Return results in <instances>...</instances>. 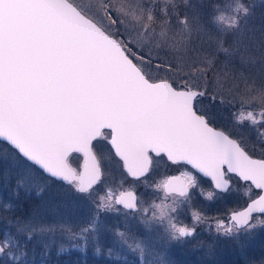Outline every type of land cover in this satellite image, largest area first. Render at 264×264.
<instances>
[{
	"label": "snow or ice",
	"instance_id": "1",
	"mask_svg": "<svg viewBox=\"0 0 264 264\" xmlns=\"http://www.w3.org/2000/svg\"><path fill=\"white\" fill-rule=\"evenodd\" d=\"M253 14L250 0H0V172L40 196L0 233V264H35L28 243L53 237L103 264H169L201 226L237 243L264 230ZM197 195L223 207L209 216Z\"/></svg>",
	"mask_w": 264,
	"mask_h": 264
},
{
	"label": "rangeland",
	"instance_id": "2",
	"mask_svg": "<svg viewBox=\"0 0 264 264\" xmlns=\"http://www.w3.org/2000/svg\"><path fill=\"white\" fill-rule=\"evenodd\" d=\"M250 4L253 7L254 14L248 20L246 31L249 33L254 32L255 38L259 40L262 32H264V0H250ZM227 116V112H222L221 117L223 119L227 120ZM7 173L8 175L5 177L3 172H0V233L8 226L9 220L14 219L17 215L30 212L40 201V196L37 195L35 188L31 191H27L23 187L17 189V172L15 170L8 169ZM41 185L43 186V182H41ZM204 186L207 187V185ZM54 192L55 189H49L48 192L40 195L48 199ZM137 192L146 200L155 198L152 195V189L144 185H139ZM5 204L11 205V210H3L2 206ZM194 207L204 211L209 216H214L218 214V210L223 206L206 202L197 195L194 196ZM188 211L185 209L181 217L186 223L190 222ZM107 220L110 225H121L123 230L125 220L122 213L119 215L115 213L108 214ZM131 223L136 226V221H131ZM49 243L51 247L45 249L42 245L36 244L35 241H30L26 248L28 258L30 260L34 259L35 264H59L60 262L80 264V259L82 260L81 264H103L108 259L106 255H97L90 246L86 249L70 247V243L75 242H69L66 239L61 240L58 237H53ZM62 245L67 249L64 252L60 251ZM211 249L214 252L216 251L217 255L214 258L215 254L212 253ZM253 249H256L255 251L264 250V230H257L251 237H245L240 243H237L226 238L217 239L214 233H209L206 230V226H201L195 239L184 244L174 243L163 250L162 254L169 264H208L207 261H210L209 264H233L239 263L242 259H244L243 264H264V251L263 256L260 255V258L257 259L256 256L259 252L256 253L252 251ZM220 252L232 256H229L228 260L224 262L220 257ZM71 256L73 259L69 262Z\"/></svg>",
	"mask_w": 264,
	"mask_h": 264
},
{
	"label": "trees",
	"instance_id": "3",
	"mask_svg": "<svg viewBox=\"0 0 264 264\" xmlns=\"http://www.w3.org/2000/svg\"><path fill=\"white\" fill-rule=\"evenodd\" d=\"M263 18H264V15H263ZM212 250H213V249H211V251H212ZM255 250H256V249H253L252 251H255ZM263 251H264V250L255 251L256 253L259 252V254L256 256L257 259L260 258L259 256L263 254ZM212 253L215 254V255L213 256V258H214V257L217 255V254H216V251H215V252L212 251ZM217 253H218V252H217ZM252 253H253V252H252ZM226 255H227L226 253H222V252H220V257H221L222 261H224V262H226V261L228 260V257H229V256H232V255H229V254H228L227 256H226ZM68 256H69V255H68ZM81 256H82V254H81ZM262 256H263V255H262ZM262 256H261V257H262ZM72 259H73V258H72V256H71L70 259H69L68 261L71 262ZM193 259L195 260V258H193ZM251 260H253V259H251ZM81 261H82V260L80 259V260H79V263H80V264L82 263ZM192 261H193V260H192ZM233 261H235V260H233ZM253 261H254V260H253ZM209 262H210V261H207L208 264H209ZM243 262H244V259H242V261H240L239 263H233V264H243ZM59 264H64V263L60 262ZM66 264H67V263H66ZM194 264H197V263H194ZM218 264H219V263H218Z\"/></svg>",
	"mask_w": 264,
	"mask_h": 264
},
{
	"label": "flooded vegetation",
	"instance_id": "4",
	"mask_svg": "<svg viewBox=\"0 0 264 264\" xmlns=\"http://www.w3.org/2000/svg\"><path fill=\"white\" fill-rule=\"evenodd\" d=\"M222 118V117H221ZM223 119V118H222ZM225 120V119H224Z\"/></svg>",
	"mask_w": 264,
	"mask_h": 264
}]
</instances>
